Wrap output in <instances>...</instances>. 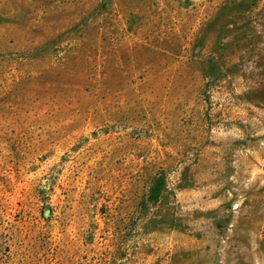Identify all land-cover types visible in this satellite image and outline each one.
Instances as JSON below:
<instances>
[{
  "label": "rangeland",
  "instance_id": "1",
  "mask_svg": "<svg viewBox=\"0 0 264 264\" xmlns=\"http://www.w3.org/2000/svg\"><path fill=\"white\" fill-rule=\"evenodd\" d=\"M0 264H264V0H0Z\"/></svg>",
  "mask_w": 264,
  "mask_h": 264
},
{
  "label": "trees",
  "instance_id": "2",
  "mask_svg": "<svg viewBox=\"0 0 264 264\" xmlns=\"http://www.w3.org/2000/svg\"><path fill=\"white\" fill-rule=\"evenodd\" d=\"M166 191V181L163 174H159L153 180L151 188L149 190V201L155 203L158 202L164 195Z\"/></svg>",
  "mask_w": 264,
  "mask_h": 264
}]
</instances>
